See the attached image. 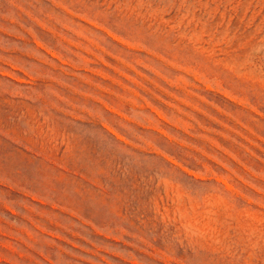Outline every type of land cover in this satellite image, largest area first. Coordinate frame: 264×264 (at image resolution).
Wrapping results in <instances>:
<instances>
[{"label":"rangeland","instance_id":"1","mask_svg":"<svg viewBox=\"0 0 264 264\" xmlns=\"http://www.w3.org/2000/svg\"><path fill=\"white\" fill-rule=\"evenodd\" d=\"M0 264H264V0H0Z\"/></svg>","mask_w":264,"mask_h":264}]
</instances>
